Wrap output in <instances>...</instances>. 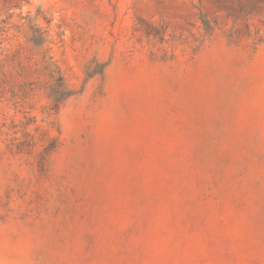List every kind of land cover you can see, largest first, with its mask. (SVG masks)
I'll return each instance as SVG.
<instances>
[{
	"label": "rangeland",
	"instance_id": "374dc122",
	"mask_svg": "<svg viewBox=\"0 0 264 264\" xmlns=\"http://www.w3.org/2000/svg\"><path fill=\"white\" fill-rule=\"evenodd\" d=\"M0 264H264V0H0Z\"/></svg>",
	"mask_w": 264,
	"mask_h": 264
}]
</instances>
